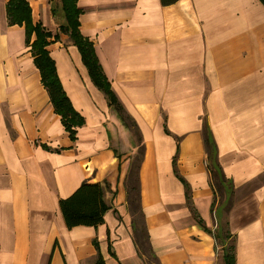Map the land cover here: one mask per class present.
Wrapping results in <instances>:
<instances>
[{"label":"crops","instance_id":"crops-1","mask_svg":"<svg viewBox=\"0 0 264 264\" xmlns=\"http://www.w3.org/2000/svg\"><path fill=\"white\" fill-rule=\"evenodd\" d=\"M8 2L0 0V264H97L99 256L104 264H146L125 187L138 149L132 132L63 36L47 49L83 117L70 136L25 24L8 22ZM27 2L33 24L66 23L61 0ZM74 3L81 34L140 130L141 205L159 263L225 264L214 237L225 226L235 264H264V5ZM204 129L233 187L227 201L212 185ZM84 181L104 183V223L68 228L59 201Z\"/></svg>","mask_w":264,"mask_h":264},{"label":"trees","instance_id":"trees-1","mask_svg":"<svg viewBox=\"0 0 264 264\" xmlns=\"http://www.w3.org/2000/svg\"><path fill=\"white\" fill-rule=\"evenodd\" d=\"M62 9L65 13L66 23L59 26V29L53 33L41 23H32L31 8L27 0H9L7 4V17L10 24H25L26 42L30 45V51L34 57V64L38 68L42 76V82L48 91L51 103L55 111L60 114L66 130L72 138L75 137L77 127L83 124V117L74 109L69 97L66 95L60 80L58 78L56 67L47 46L50 42L61 41L62 34L68 36L71 43L77 46L82 55V61L86 65L90 77L94 84L108 98L110 107L115 109L121 116L124 124L133 129L134 136L138 137L139 147L136 160L132 161L129 173L125 179L127 204L132 216V228L134 243L140 256L154 259L160 264L151 247L148 230L145 223V215L141 205V187L139 171L144 153V146L140 130L134 119L128 115L116 94L110 88V85L104 76L101 66L99 65L95 48L87 38H85L79 30L78 16L80 10L75 6L74 0H61ZM178 0H161L163 5L173 4ZM264 5V0H259ZM35 39L32 40V36ZM204 142L208 152L209 170L211 181L216 191L222 190V183L219 181L217 171L220 170L213 162V146L208 138V132L204 129ZM210 159L212 161H210ZM215 167V169H213ZM221 171V170H220ZM221 181L227 179L221 172ZM104 183H91L84 181L73 194L69 197L62 198L59 206L68 228L75 226H98L104 223V216L108 209L103 200ZM231 205V201L229 202ZM217 247H220V254L225 264L234 263V252L220 242L221 235L214 234ZM223 238H221L222 240ZM233 247V245H232ZM230 248V247H229ZM234 250V247H233ZM97 264H104L101 256L98 258Z\"/></svg>","mask_w":264,"mask_h":264},{"label":"rangeland","instance_id":"rangeland-1","mask_svg":"<svg viewBox=\"0 0 264 264\" xmlns=\"http://www.w3.org/2000/svg\"><path fill=\"white\" fill-rule=\"evenodd\" d=\"M56 1V4L59 6L60 5V2H59V0H55ZM63 3V2H62ZM60 24H61V17H60V19L56 22V24L55 25H53V26H48V28L51 30V31H53V32H56L58 29H59V26H60ZM63 36L65 37V43L67 44H69V43H71L72 41L68 38V36L67 35H61V37L63 38ZM130 131L132 132V135H133V137H134V140H135V142L137 143V146L139 147V140H138V137L137 136H134V132H133V129H130ZM137 153H138V149L136 150V152H135V154H134V156H133V160L135 161L136 160V156H137ZM210 161H212L211 159H210ZM213 169H215V167L213 168ZM215 171H217L216 173H217V176H218V178H219V181L222 183V190H220V191H217V195H218V199L221 201L222 199H224L225 197H226V201L228 200V198L229 197H231V194H232V192H233V187H232V185L226 180H224V182H222L221 181V171L220 170H218V169H215ZM230 206V205H229ZM220 235H221V237H220V242L223 244V245H225V247H227L228 249H229V252L231 253L232 251H233V247H232V245H233V239L230 237L231 235H228V233L225 231V226H223V228L220 230ZM230 237V238H229ZM221 238H223L222 240H221ZM230 247V248H229ZM147 258H145V262H146V264H154V263H156V261L154 260V259H149V260H146Z\"/></svg>","mask_w":264,"mask_h":264}]
</instances>
